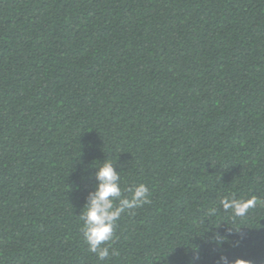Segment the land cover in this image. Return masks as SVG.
<instances>
[{"label":"trees","instance_id":"obj_1","mask_svg":"<svg viewBox=\"0 0 264 264\" xmlns=\"http://www.w3.org/2000/svg\"><path fill=\"white\" fill-rule=\"evenodd\" d=\"M105 159L150 203L101 261L79 216ZM221 256L264 264V0H0V264Z\"/></svg>","mask_w":264,"mask_h":264},{"label":"clouds","instance_id":"obj_2","mask_svg":"<svg viewBox=\"0 0 264 264\" xmlns=\"http://www.w3.org/2000/svg\"><path fill=\"white\" fill-rule=\"evenodd\" d=\"M115 164L111 159H105L101 166L96 168L94 179L96 185L86 197L79 220L82 221V236L88 246L89 252L96 255L101 261L119 255L112 244L115 240L117 221L123 214L133 213L135 209L150 203L149 189L141 183L130 186L124 195L120 183V173L116 171ZM257 198L251 199V205L255 206ZM217 209L211 207L207 210L206 216L213 217ZM206 221H203V226ZM223 237H216L219 245L224 242ZM217 264H230L228 257L221 256ZM235 264H247L243 260H237Z\"/></svg>","mask_w":264,"mask_h":264}]
</instances>
